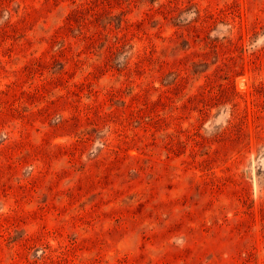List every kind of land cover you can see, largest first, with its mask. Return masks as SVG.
<instances>
[{"label": "rangeland", "instance_id": "rangeland-1", "mask_svg": "<svg viewBox=\"0 0 264 264\" xmlns=\"http://www.w3.org/2000/svg\"><path fill=\"white\" fill-rule=\"evenodd\" d=\"M0 264H264V0H0Z\"/></svg>", "mask_w": 264, "mask_h": 264}]
</instances>
